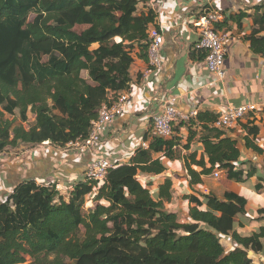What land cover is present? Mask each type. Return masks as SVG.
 <instances>
[{"label": "trees", "instance_id": "trees-1", "mask_svg": "<svg viewBox=\"0 0 264 264\" xmlns=\"http://www.w3.org/2000/svg\"><path fill=\"white\" fill-rule=\"evenodd\" d=\"M148 1L0 0V154L20 145L63 149L89 136L102 104L129 89L134 51L148 62V32L156 14L138 13ZM255 23L264 31V14ZM253 50L264 55V38ZM191 55L205 60L207 53ZM217 118L199 112L187 123L188 144L182 146L177 136L154 137L129 163L113 165L104 181L84 176L68 194L57 184L19 183L0 200V264H254L251 255L264 259V226L247 235L237 232L246 227L241 218L248 205L237 191L222 199L194 192L187 198L194 206L182 222L165 207L172 182L160 186L154 198L139 178L164 174L167 166L152 155L177 159L180 146L190 149L197 129L203 154L198 159L192 153L187 160L191 186L217 171L238 183L253 177L256 169L245 174L240 168L237 142L214 127ZM248 147L261 152L250 142ZM263 183L264 175L256 192L264 191ZM258 216L264 217V208ZM221 239H232L234 250L226 251Z\"/></svg>", "mask_w": 264, "mask_h": 264}, {"label": "crops", "instance_id": "crops-1", "mask_svg": "<svg viewBox=\"0 0 264 264\" xmlns=\"http://www.w3.org/2000/svg\"><path fill=\"white\" fill-rule=\"evenodd\" d=\"M148 10L156 14L149 30L156 28L164 39L162 69L151 68L147 61L139 58V51H134L131 83L125 91L130 97L127 112L106 126L102 144L97 150L78 155L47 143L20 145L1 153L0 200L25 180H35L46 186L57 184L61 193L68 194L74 184L84 178L87 166L93 159H106L111 165L129 163L136 150L143 148L145 143L149 148L154 138V118L164 112L159 99L161 93L177 98L175 106L180 112L195 109L198 114L208 111L219 115L228 106L255 105L256 112L247 115L235 128L224 131L237 142L241 152L240 168L246 171L245 174L256 169L253 177L238 183L229 180L224 171H217L219 178H215L213 173L203 176L201 184L191 186L187 160L195 152L199 159L203 146L199 143V129L194 128L197 135L190 141V149L182 147L190 139L188 122L174 126V136L179 137L182 143L177 151V159L171 161L165 159L163 154L152 155L154 160L161 159L165 163L167 171L162 175L139 176L154 198L160 186L167 180L172 182V199L165 203V207L182 216V222L187 221L189 209L194 206L187 199L194 192L212 193L222 199L226 192L237 191L247 199L248 205V196L252 195L262 207L256 210V215H252L248 213L247 205L246 215L241 218L246 222V227L237 228L238 233L247 235L264 226V217L258 216V210L264 208V191L256 192L254 189L258 178L264 175V55L253 50L257 40L264 38V31L261 32L260 25L255 23V19L264 14V0H150L138 7L139 14H145ZM203 11L218 12L222 19L216 24V29L230 36L224 81L214 80L205 60L193 59L191 55L199 41L194 21ZM29 120L32 122L34 117ZM254 131H257L256 137ZM248 142L261 152L249 148ZM193 169L202 171L196 166ZM220 180L223 183L216 185ZM244 192L250 193L245 195ZM201 210H206V207ZM224 240L230 246L228 251L234 250L232 239Z\"/></svg>", "mask_w": 264, "mask_h": 264}, {"label": "built area", "instance_id": "built-area-1", "mask_svg": "<svg viewBox=\"0 0 264 264\" xmlns=\"http://www.w3.org/2000/svg\"><path fill=\"white\" fill-rule=\"evenodd\" d=\"M222 16L215 11H203L194 21V27L199 35V41L195 50L207 53L205 62L214 80L224 81L226 71L224 69L225 58L228 53L230 36L226 32L216 29ZM148 64L156 70L162 69L161 49L164 43L163 36L156 29H150ZM160 104L163 114L154 118V137L170 139L174 136V126L180 122H189L197 118L198 111L193 109L190 112H180L175 106L177 98L161 93ZM130 101L129 94L123 93L117 99L110 96L109 102L103 103L98 118L92 122L91 131L86 139H79L69 143L65 148L69 152L78 155H85L100 148L103 140L104 131L107 125L122 117L128 108ZM257 111L255 105L228 106L225 111L218 115L214 127L219 130H231L238 126L244 118ZM147 149L148 144H143ZM113 165L106 159H93L87 166L85 176L91 180L102 182L106 179L110 168ZM220 173L215 172L214 177L219 178Z\"/></svg>", "mask_w": 264, "mask_h": 264}, {"label": "rangeland", "instance_id": "rangeland-1", "mask_svg": "<svg viewBox=\"0 0 264 264\" xmlns=\"http://www.w3.org/2000/svg\"><path fill=\"white\" fill-rule=\"evenodd\" d=\"M33 17L34 16L31 15L30 18L32 19ZM78 31H81V29H78ZM18 116L19 115L17 114L16 124H18L19 123L18 121H20V119L18 118ZM6 117H7V115H6ZM33 117H34L33 115L29 114V118L30 119H32ZM29 122H31V121L29 120ZM222 183H223V181L220 180V181H217L216 182V185H219V184H222ZM247 190H248V187H247ZM244 193H245V195H248L250 192H244ZM248 200H249V205H248V209H247L248 213H250L252 215H256V213H257L256 210L262 207V206H260L261 203L258 202V201H256V200H254V198L252 197V195H249L248 196ZM87 204H88L87 205L88 207H91L94 204L93 203V200L88 198L87 199ZM179 219L181 221H184V219H183L182 216H180ZM221 243L223 244V246H225L226 251H228L229 248H230V246L228 245V241L223 239L221 241ZM251 257L253 259V263L254 264H260L262 261H264L263 257H260V256L251 255Z\"/></svg>", "mask_w": 264, "mask_h": 264}]
</instances>
